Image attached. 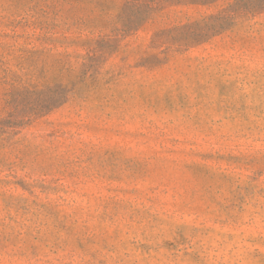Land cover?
<instances>
[{"label": "rangeland", "instance_id": "374dc122", "mask_svg": "<svg viewBox=\"0 0 264 264\" xmlns=\"http://www.w3.org/2000/svg\"><path fill=\"white\" fill-rule=\"evenodd\" d=\"M128 1L0 0V264H264V11L177 49L232 2L121 33ZM54 85L66 104L6 123Z\"/></svg>", "mask_w": 264, "mask_h": 264}, {"label": "trees", "instance_id": "16d2710c", "mask_svg": "<svg viewBox=\"0 0 264 264\" xmlns=\"http://www.w3.org/2000/svg\"><path fill=\"white\" fill-rule=\"evenodd\" d=\"M218 0H129L128 6L134 10L133 20L125 21L120 29L121 33L136 31L150 17V15L159 7L161 3H174L176 5H210ZM232 3L218 14L205 17L203 21L191 23L181 28L182 34L171 38V46L177 49L197 46L209 41L214 36L232 28L235 20L240 16L254 14L264 11V0H227ZM101 44V45H100ZM110 41H90L87 43V57L82 65V80L91 79L92 83L96 81L97 62L105 54ZM169 48H166L168 50ZM99 53V54H98ZM74 88L68 86L54 85L45 87L33 94L34 102L24 108L18 114L10 115L7 124L21 126L33 118H40L66 104ZM31 94L29 93V97ZM2 124V123H0Z\"/></svg>", "mask_w": 264, "mask_h": 264}]
</instances>
